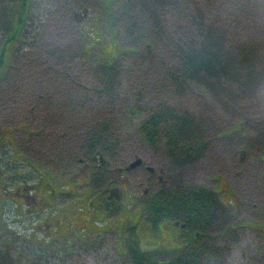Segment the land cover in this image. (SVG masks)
Returning a JSON list of instances; mask_svg holds the SVG:
<instances>
[{
    "label": "trees",
    "instance_id": "obj_1",
    "mask_svg": "<svg viewBox=\"0 0 264 264\" xmlns=\"http://www.w3.org/2000/svg\"><path fill=\"white\" fill-rule=\"evenodd\" d=\"M179 1L183 3L188 0H122L114 10L113 0H104L102 7L106 18H109L111 39L117 40L115 48L118 53L108 55L110 56L108 58L99 55V62L93 64L91 69L93 86H86L71 75L72 72L75 73L78 59L88 54L83 44L80 46L78 44L74 49L67 47L62 51H66V54L59 53L53 56L59 57L56 65L59 64L61 71L57 75L51 70L45 74L46 68L37 73L36 78L27 74L30 84L46 86L45 91L35 93V99L46 100L52 85L57 82L63 84L60 85V89L65 96L61 98L58 106L64 113L57 116L59 122L56 120L55 125L58 132L51 137L54 142L56 141V145L51 149L60 150V146L65 148L75 144L78 156L89 157L97 154L105 161L115 164L122 159L119 155L122 140L113 111V101L120 87L119 78L125 65L133 64L141 78L146 77L149 71L151 80L148 78L147 84L157 85L152 90L153 96H156L154 99L156 104L140 121L138 131L145 143L156 147L158 144L164 145L165 151L162 154L164 158L161 162L164 166V178L159 182V186L150 192L148 197L141 193L144 198L138 204L136 202L140 198L139 194L128 193L122 202L116 198L108 202L106 200L110 198H105L99 192L91 198L90 191L86 189L83 203L80 205L71 203L57 211L54 208L57 189L61 193L60 187L71 184L70 179L60 181L56 187L53 175L44 176L45 171L42 168L36 171L39 174L20 178V181L1 179L0 198L9 207L5 208L0 204V215L3 216L0 222V236L4 238V247L0 249V264H21L23 257H26V254H23L25 247L35 250L38 254L30 264H87L89 257L93 258L92 264H228L233 256V245L238 247L237 253L240 254L237 264L243 256L247 259L246 249L242 248L240 251L241 239L238 238V232L248 227L256 236L263 235L262 226H258L255 231L250 224L236 226L232 224L231 218L234 213L231 209L235 210L236 207L231 206V203L235 197L233 194L227 196L231 193L228 186L225 190L227 199L223 200L218 196L219 188L225 185L224 182L221 181L220 186L213 189L186 182L185 170L188 171L191 164L201 161L208 151L209 134L202 127L204 125L202 116L197 119L193 112L178 110L169 101L173 100L174 94L179 93L176 92L178 90L191 91L189 86H199L216 99L223 96L232 97L239 103L241 101L246 103L249 102L248 98H255L264 81V55L257 59L264 46L260 43L262 40L260 37H264V29L252 34L249 32V35L246 34L239 39L235 46L225 50L227 44L225 34L206 21L199 7L196 9L191 4V7L184 5L185 8L182 7L180 11V5L175 3ZM36 2L38 0H0V91L2 86L11 90L10 85L19 80L16 76L11 77L9 73L12 70H17L19 74L23 72L25 66L19 63L20 53L25 46L30 47L34 44V41H31V44L27 45L26 38L30 34L34 37L38 31L40 32L45 24L44 19L48 21L59 17L70 19V16L74 19L76 11L81 10L83 15L87 10L84 8L87 5L85 0H62L61 11L54 7L53 10L41 14V19L36 20L35 14L38 13H35ZM47 2L54 6L56 0ZM39 3L45 4V0H39ZM175 10L177 14L181 12L179 21L175 23L178 27V38L177 44L169 47L166 26L160 21L162 19L160 13L163 12L167 19L168 14L176 18L178 15ZM82 23L75 26L84 38L85 35L79 28ZM119 34L123 43L117 39ZM18 64L21 69L18 68ZM164 66L167 69L165 71L161 69ZM52 75H56L57 78ZM61 75L66 77H60ZM144 88L145 85L142 86L140 83L133 89L134 101L138 104L147 93ZM76 90L79 91L78 95ZM73 92V95L78 97H70L69 93ZM163 93L166 94L164 103L157 98ZM179 96L185 95L180 92ZM219 101L223 103L222 100ZM41 120L43 123L38 129L28 126L35 133L21 125L19 128L31 136L41 134V137H46L43 147H51L52 140L48 139L52 134H48L49 119L44 115ZM3 125H0V147L5 145L2 141L8 138L3 139L2 130H14L7 123ZM258 131L259 138L260 135L264 137L263 130ZM216 137L218 143L233 141L235 148L238 145V149L264 144L263 139L256 138L251 141L247 138L241 125H232L229 130L221 132ZM232 143L224 145L228 147ZM63 154L64 150H61L58 154L60 159ZM2 185L22 187L25 194H34L30 199L32 205L29 206L22 198L2 195ZM118 203L121 205L116 211ZM20 205L25 210L42 209L43 213L47 212L50 215L57 213L62 216H58L54 226L50 227L45 225L44 221L24 214L26 223H21L18 218L15 220L18 225L8 227L6 220L11 216L12 208ZM171 222L178 223V227ZM70 228L74 232H86L87 235L78 243L76 251H67L57 243L60 235H69ZM42 230L45 234L41 235ZM163 232L169 237H165V241L177 242L174 247L166 250L159 248L161 244L163 245L159 240ZM108 234H112L111 246L104 244V241L107 242ZM16 235H27L30 240L34 236V239L32 242L16 243L15 256L12 257L9 247L18 240L15 238ZM48 235H52L53 238L46 239L45 236ZM51 247L53 249H50ZM256 247L258 255L261 254L264 259L263 241ZM52 250L53 253L49 255L48 252ZM100 251L103 253L100 254ZM91 255L98 256L94 258ZM245 264H249L248 259Z\"/></svg>",
    "mask_w": 264,
    "mask_h": 264
},
{
    "label": "rangeland",
    "instance_id": "obj_2",
    "mask_svg": "<svg viewBox=\"0 0 264 264\" xmlns=\"http://www.w3.org/2000/svg\"><path fill=\"white\" fill-rule=\"evenodd\" d=\"M188 1L183 3L179 1L175 3L180 5V11H182V7L185 8L184 5L190 6L191 4L196 9L199 7L204 13L203 15L206 21L213 24L215 28L225 34L227 43L225 44V50H228L230 46H235L237 41L242 39L246 34V36H248L255 31L260 32L264 29V0ZM86 2L87 5L84 8H87V17L85 18V22H83V19H80L81 17H78V19H71L72 16H70V19H62V17H59V19L55 18L54 20L49 19V21L44 19L45 24L40 32L38 31L39 33L37 32V34L34 35L35 38L32 34L26 38V40H28L25 42L27 45L31 44V41H34V44L30 47L25 46V50L22 49L23 52L20 53L19 63L21 66H25L24 70H22L23 72L19 74L17 70H12L9 73L11 77L16 76L19 80H13L14 83L10 85L11 90L2 86L0 91V125H5V123H7L12 126L14 129V140L19 150L24 152L23 154L25 156L27 155L26 157L31 161L37 162L43 167L46 165V155L48 157L51 155V158L55 156L57 160L55 158H53V160L56 164L61 161L64 163L70 161L72 163V155L73 153L76 154L77 148H75V144H70L67 147L65 146V148L60 146V150L51 149L56 145V141L54 142V139L51 137L58 132L55 125L58 119L57 116L62 114V112L64 113L63 110H59L60 106H58L61 102V98L65 96V93H62L60 89V85L63 84L57 82V84L55 83L52 85L46 95V100L35 99V93L45 91L46 86L42 87V85L30 84L27 74L36 78L38 77L37 73H41V71L46 68L44 69L45 74L51 70L53 74L57 75V73L61 71L59 64L56 65L57 58L59 57L53 58V56H56V54L59 55V53L66 54V51H62L66 50L67 47L69 49H74L78 44L79 46L83 44L88 54L84 58L78 59L79 61H77V63H79L75 68V73L72 72L71 75L75 80L81 81L84 85L90 87L94 85L93 72L91 70L92 65L99 62V55L108 58L110 57L108 55H113L116 52L118 53V50L115 48V42L117 43V40L115 38V41L111 39L112 33L110 31L109 18H106L102 7L104 0H85V4ZM113 2L115 5L112 4V7L115 10V8L122 3V0H113ZM43 3H39V0L35 3V13L38 12L35 14L37 17V19L35 17L36 20L41 19V14L47 10H53L54 7L59 11L62 10V0H56L53 4L54 6L50 4L51 2H47V0H45V4ZM40 4L43 5L39 6ZM100 12H103V14L101 15ZM175 13L177 14L176 10ZM180 13L181 12H178L176 18L174 15L172 17L171 14H168V19L163 12L160 13V15H162L160 21L162 25L164 24L166 26V37L169 40L167 42L169 47L174 46L177 42L178 27L175 23L179 21L181 16ZM76 14L81 15V10L76 11ZM35 19L34 21L36 22ZM80 23L83 24L79 26V28L84 33V38L75 26ZM117 39H119V42L121 41V43H123L120 34ZM260 39H262L260 43L264 45V37H260ZM161 51L163 50H159V52ZM263 55L264 46L259 52L257 59H261ZM164 56L165 55H163V57ZM20 65L18 64L19 69L22 68H20ZM140 67H142L141 64ZM161 69L165 71L166 66ZM56 75L52 76L56 77ZM60 77L66 76L61 75ZM148 78L151 80L149 71L146 77L141 78V74L137 73L133 64L125 65L122 75L119 78L120 87L113 101V111L115 112V120L119 126L118 133L122 140L119 152L122 159L115 164L112 163L114 170H111L112 178L118 179L121 184L125 178H128V192L130 194L142 195L141 193L146 190L144 194L147 197L150 192L159 186L156 177H153L152 181L149 180L152 174L149 172L150 168L148 167H151L153 173L158 174L159 168L162 167L161 162L164 158L162 154L165 151L164 145L158 144L156 147V145L145 143L138 131L140 121L145 118V114L149 112L150 108L155 107L156 104L154 100L156 96H153L154 92L152 90L157 85H148ZM140 83L142 86L145 85L144 91L147 93L143 101H140L138 104L134 101L133 89L140 85ZM260 86L255 98L251 99L247 97L249 102L246 103L242 101L239 103L238 100H234L232 97L227 98L223 96L220 99H216L199 86H189L190 89H192L191 91L188 89L178 90L176 92H183L185 96L180 97L179 93H177L176 95L174 94L173 100L169 101V103H173L178 110H189L193 112V116L197 119H199V116H202L201 120L204 124L202 127L205 131L207 130L209 134L207 137V141L210 142L208 151L204 154L205 156L201 161L191 164L192 166L188 171L185 170L184 177L186 176V182L199 186L203 185L209 189L220 186L221 181L224 182L226 186H220L218 196L223 200L227 199L225 196L227 193V191L225 192L227 186L230 190L229 192H231L227 196L230 194L234 195L235 198L231 206L236 207V209H231L234 213V216H232L233 218H231L232 224L234 226L250 224L255 231H257L258 226H262L263 235H258L259 237L248 227L242 232H238V238L241 239L239 243V248H241L240 251L246 249L245 254L249 264H262V262H264L261 254L258 255V248L256 247L258 243L262 241L264 245V144L262 146L254 145L238 149V145L235 148V144L232 143L233 141H219L220 143H218L216 136L221 132L229 130L232 125H241V129L242 127L244 128L245 134L248 136L247 138H250L251 141L252 139L259 138L258 130L261 129L264 132V81ZM78 92L79 91L76 90L77 95ZM73 94L74 92L72 94L69 93L70 97H78ZM157 98L163 103L166 102V94L164 93L161 96L158 95ZM219 100H222L223 103ZM2 107L4 108V113ZM30 107L32 110H30ZM78 112L81 111L78 110ZM44 115L48 117L50 123L48 124V134L52 133L48 138L50 141L52 140L51 147L47 146V148L43 147L46 137H41V134L31 136L19 128V125H21L27 127L32 133H35L32 129L28 128V126L38 129L43 123L41 119ZM78 118L77 121L79 120ZM57 122H59V120H57ZM259 139L264 140V137L260 135ZM62 143L63 142H60V144ZM225 143L232 144H229L227 147L224 145ZM219 146H221V148ZM233 149H235V151H233ZM61 150H64V154L60 159V155L58 154H60ZM137 158L143 161L144 165L142 167L134 166V168H126V171L122 170L119 173V167L123 168L134 162ZM65 175L66 174L54 175V181L59 182L58 180L65 178ZM2 217L3 216L0 215V222ZM9 222L10 219L8 220V224L11 225ZM111 235L112 234L107 235V242L104 241V244L111 246L110 242L113 241V238H110L112 237ZM156 237L157 235L155 238ZM165 237L166 233L163 232L159 240L163 242ZM234 240L232 239V241ZM153 242L156 243L155 241ZM1 243L0 241V249L4 247ZM14 247L15 245L9 247L12 257L15 256ZM237 248L233 245V256L230 258L231 261L228 264H237V260L240 256V254L237 253ZM262 248L264 252V247ZM24 252L27 257H30L33 255L34 251L29 247H25ZM101 253L103 252L100 251V254ZM91 256L97 258L98 255ZM247 259L243 256L239 264H245ZM26 260L27 259H25L22 264H26ZM93 262V258L89 257L86 263L92 264Z\"/></svg>",
    "mask_w": 264,
    "mask_h": 264
},
{
    "label": "flooded vegetation",
    "instance_id": "obj_3",
    "mask_svg": "<svg viewBox=\"0 0 264 264\" xmlns=\"http://www.w3.org/2000/svg\"><path fill=\"white\" fill-rule=\"evenodd\" d=\"M2 132L3 133L1 134L3 136V139H5L6 137L8 138L2 141V143H4L5 145L3 144L4 146L0 147L2 149V150L0 149V180L1 179H4V180L5 179L7 180L17 179L20 181V178L21 179L29 178L30 176L39 174L36 171L38 170V168H42L45 171L44 176L53 175V181H54V175H61V174H66L65 178H63L62 180L70 179L72 181L71 184L62 185V187H60L61 193L58 192V189H57V193L55 192L56 198L54 202L56 203V205L54 208L57 211H59L63 207L65 208L68 207L71 203L72 204L74 203L76 205H80L81 203H83L86 189L90 191L91 193L89 195L90 197L95 196L96 192H99L102 194L106 193L107 198L115 195L116 187L118 191L119 190L127 191V188L129 185L128 178H125L122 184L119 183L118 179H113L111 175V172H112L111 170H114V167L109 166L107 164L108 162H106L105 160H104V163L101 164L99 162V158L94 155L79 159L78 155L74 153L72 155L73 157L72 163L70 161L67 163L66 162L64 163L61 161L58 164H56V162L53 160L54 158L53 156L51 158V155L50 157L46 155L45 160L47 161L45 163L46 164L45 167H43V166H40V164H38L37 162L31 161L28 157H26L27 155L25 156L23 154L24 152L19 150L18 146L16 145V141L14 140L15 139L14 131H9V130L3 131L2 130ZM57 166L59 169L57 168ZM136 166L142 167L143 163L138 164ZM69 168L70 170H68ZM163 169H164L163 166L159 168V171L161 172L160 176H158V174L153 173L152 171H149L152 174V176L150 175L149 180L152 181V178L156 177L157 182L158 183L161 182L163 180L161 175L164 174ZM118 171L120 173L122 169H119ZM77 173H80V174H77ZM62 180H58L59 182L54 181L55 186L57 187L60 181ZM126 183H127V188H125L126 186H124V184ZM2 187H3L1 188L3 191L2 195L7 196V197L15 196L18 199L22 198L29 206L32 205L30 203V199L33 198L34 194H30V195L25 194V189H23L22 187L17 188L12 185H9L8 187H6L5 185H2ZM64 190L65 192H63ZM143 193H146V190H144ZM0 200H1L2 206H4L5 208L9 207V205H7L5 201H3L1 198ZM106 201L110 202L109 199ZM140 201L141 199L138 198V201L136 203L138 204L140 203ZM16 207L19 213L20 208L22 206L20 205ZM12 212L16 213L14 209H12ZM26 214L30 216L32 215L33 217L38 218L41 222L44 221L45 225L50 226V227L54 226V222L55 220H57L58 216L60 217L62 216L57 213H52V215L48 214L47 212L43 213L42 209L41 210L33 209L31 211L26 210ZM171 223L174 224V226L178 227L176 222H171ZM183 226L184 225H182V227ZM75 232L74 230L71 229L70 233L72 234ZM174 233H175V230H174ZM40 234L42 235L45 233L42 230L40 231ZM47 237L49 239L53 238L52 235H48ZM60 237H63L64 239L65 235L64 236L60 235L58 238ZM85 237H86V234H85ZM166 238H169L167 233H166ZM33 239H34V236H32V240ZM32 240L29 239L30 242H32ZM20 241L26 242V239L22 238ZM162 243L163 245L162 244L161 245L163 247H167L166 249H168V248L174 247L177 242L168 241V240L165 241L164 239Z\"/></svg>",
    "mask_w": 264,
    "mask_h": 264
},
{
    "label": "crops",
    "instance_id": "obj_4",
    "mask_svg": "<svg viewBox=\"0 0 264 264\" xmlns=\"http://www.w3.org/2000/svg\"><path fill=\"white\" fill-rule=\"evenodd\" d=\"M23 213H24V208H20V212H19V215H22V217L20 218V222L21 223H26V218H25V216L23 215Z\"/></svg>",
    "mask_w": 264,
    "mask_h": 264
},
{
    "label": "water",
    "instance_id": "obj_5",
    "mask_svg": "<svg viewBox=\"0 0 264 264\" xmlns=\"http://www.w3.org/2000/svg\"><path fill=\"white\" fill-rule=\"evenodd\" d=\"M139 163H141V160L140 159H136L132 164H130V167H134V166H136Z\"/></svg>",
    "mask_w": 264,
    "mask_h": 264
},
{
    "label": "bare ground",
    "instance_id": "obj_6",
    "mask_svg": "<svg viewBox=\"0 0 264 264\" xmlns=\"http://www.w3.org/2000/svg\"><path fill=\"white\" fill-rule=\"evenodd\" d=\"M160 173H161V172L159 171V172H158V176H160ZM163 175H164V174L161 175L162 178H164ZM176 224L179 225L178 223H176ZM94 256H95V255H94Z\"/></svg>",
    "mask_w": 264,
    "mask_h": 264
}]
</instances>
